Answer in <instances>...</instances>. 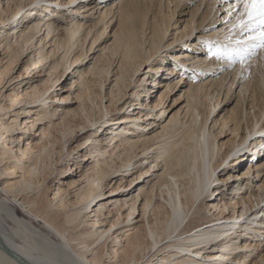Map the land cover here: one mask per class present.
I'll list each match as a JSON object with an SVG mask.
<instances>
[{"label": "bare ground", "instance_id": "1", "mask_svg": "<svg viewBox=\"0 0 264 264\" xmlns=\"http://www.w3.org/2000/svg\"><path fill=\"white\" fill-rule=\"evenodd\" d=\"M190 1L0 5V240L15 254L0 245V264H264V48L251 64L210 58L202 41L251 34L233 29L242 5L198 0L185 19ZM24 9L35 17L19 29ZM69 74L73 107L55 94ZM182 84L183 119L163 121ZM223 91L239 111L220 105Z\"/></svg>", "mask_w": 264, "mask_h": 264}, {"label": "rangeland", "instance_id": "2", "mask_svg": "<svg viewBox=\"0 0 264 264\" xmlns=\"http://www.w3.org/2000/svg\"><path fill=\"white\" fill-rule=\"evenodd\" d=\"M98 1V0H97ZM103 2H102V5L105 3V1H107V0H102ZM1 3H0V5L1 6H3L4 5V0H1L0 1ZM197 2H198V0L197 1H190L189 3H187L186 4V7H184L181 11H183V12H185V15H183V18H191V14H187L186 12H188V11H190L191 10V13L195 10V5L197 4ZM3 4V5H2ZM5 6V5H4ZM29 8V7H28ZM26 9H24V10H22V11H20L13 19H12V21H13V24L15 23V26H17V28H21L22 26H23V24H28L29 23V21L31 20V19H33L34 17H35V14H33V12H31L29 15H28V17H26V19L25 18H23L24 19V21H23V19H22V17H20V16H22L23 14H24V11H25ZM182 14V13H181ZM182 16V15H181ZM181 16L179 15V16H176L177 18H181ZM20 18V19H19ZM117 23H111L108 27H107V34H109V35H107L106 37H105V39H102V41H101V46H104V44L105 45H108L109 43H111V40L113 39L112 37V33H113V31L114 30H116L115 28H117ZM184 25V23H181V25L180 26H183ZM174 30H175V28L174 29H172L171 30V33L172 32H174ZM171 36H172V34L169 36V38H171ZM98 44V43H97ZM187 47L185 46L184 47V49H181V50H185ZM262 49H255V50H253L255 53L256 52H259V51H261ZM110 52V50H108V52H106V53H109ZM94 55H98V54H100V52L99 51H96V49H95V53H93ZM93 54H91V55H89V53H88V57L87 58H85L84 59V61L85 60H87L88 58H90L91 56H93ZM170 58V57H169ZM252 57H250V59H248L246 62H249L250 64H251V60L253 59H251ZM83 61V62H84ZM238 63V62H237ZM237 63H235L234 65H236ZM88 64H90V61L88 62V63H86L85 65H83V66H81V67H79V69H84ZM41 66L40 67H38V68H36V69H33L32 70V72L30 73V74H34L32 77V79L30 80L29 78H30V74L29 75H27V77H25L24 79H23V81L24 82H26L27 80L29 81L30 80V82H34V84H38V83H40V80H38V79H40V78H44V76L43 75H41V76H37V74L38 73H42V74H44V72H42L41 71ZM23 69H22V67H20L19 69H17V71H16V73L13 75V76H17L16 74H18V73H20L21 71H22ZM34 71V72H33ZM75 71V70H74ZM73 71V72H74ZM76 74V73H75ZM36 75V76H35ZM173 75V77H177V74L175 75V74H172ZM72 75L71 74H69L65 79L63 78V80H61V87H60V89H57V90H55V94H58L57 95V97H59V98H63V99H65V101H56L57 102V104L59 103V104H61V105H64V106H71V107H73V106H75V103H74V98H73V91H74V86H72L71 88H70V82L72 81V79H74V78H76V77H71ZM172 77V76H171ZM184 77V76H183ZM16 78V77H15ZM245 78V77H244ZM243 78V79H244ZM163 80H165V79H163ZM63 81V82H62ZM148 85V84H147ZM148 87V86H147ZM186 87H187V85L186 84H182V86L181 87H176V91L174 92V91H172L170 94H169V96H168V98L166 99V101H165V103H164V105H163V108L166 110L165 112V115H163V117L164 116H166L165 117V120H163V121H166L169 117H170V115H176L178 118H180V119H183V114H184V110L182 109V105H183V103H184V101H183V94H184V91H185V89H186ZM71 89V90H70ZM162 89H164L163 87H161V90ZM68 90H70V91H68ZM236 92L238 91V87L236 88V90H235ZM225 93V91H223V93H221V95H220V99H222V102H221V106H222V104H224V107H225V109L227 110V112L228 111H231V110H235V111H239L240 110V108L242 107V104L241 103H239L238 101H237V99H238V96L234 93V91H233V93H229L228 94V96H227V98L226 99H224V96H223V94ZM181 107V108H180ZM206 108V105H203L202 106V108L201 109H205ZM179 111V112H178ZM95 111L93 110V113H94ZM174 113V114H173ZM176 113V114H175ZM97 113H94V116L96 115ZM113 117H116V116H114L113 115ZM110 118V117H109ZM75 122H76V119H75ZM74 122V123H75ZM106 125V127H108V126H110V122H108L107 124H102V126L97 130V133L98 134H101V132H102V134H104V126ZM57 127H54V130L56 129ZM91 130H93V129H91ZM91 130H88V131H79V132H77V135L72 139V142L69 144V146H71V147H74L78 142H80L81 140H82V138L84 137V136H86ZM84 132V133H83ZM123 135V134H122ZM102 138H104V140L105 141H107L108 139H105L107 136H106V134H104V135H100ZM123 136H130L129 134L127 135L126 133L123 135ZM233 138L231 137V135L229 134H226V135H222V136H220L219 137V135H217V140H218V142L221 144H224V146H230V144H231V142L233 141L232 140ZM22 144V143H21ZM75 148V147H74ZM229 148V147H228ZM76 151H79V154H82L83 153V151H84V149H78V150H76ZM75 151V152H76ZM254 151H255V149H254ZM75 152L72 154V155H77V154H75ZM263 154H264V152H263ZM245 158V157H244ZM80 159V158H79ZM90 161V160H89ZM89 161H87V163L89 162ZM246 163H247V160H246V158H245V160L243 161V164L240 166V168H236L235 170V172H232V173H238V172H242V170L246 167ZM230 171H232V170H230ZM238 171V172H237ZM73 173H75V172H73ZM134 174H132V176H133ZM131 176V175H130ZM220 176H223V175H220ZM119 178L120 177H116V181H118L119 180ZM128 177H126V178H124V180L125 179H127ZM115 180V179H114ZM56 182V181H55ZM124 183H123V185H125V187H124V189H126L127 187H126V185H127V182H125V181H123ZM134 183H135V181L133 182V184H132V186L134 185ZM237 184V182H235V185ZM111 185L112 186H115L116 185V183L115 184H113V182L111 183ZM129 188H131V187H129ZM136 188V186L135 187H133L132 188V190H131V192L133 191V192H135V189ZM250 195V197L253 199V197L254 196H256L257 194H258V192H257V190L255 189V187H253V188H251L250 190H249V192H247V195ZM165 195V194H164ZM236 201H240V198H237L236 199ZM236 208V210L237 211H239L240 210V208H239V205L237 204V207H235ZM236 213H238V212H236ZM264 216V215H263ZM259 218L261 217L260 216V214H259V216H258ZM257 217V218H258ZM247 237H239L238 238V241L239 242H241V241H243L244 239H246ZM237 241V242H238ZM263 246H264V244H263ZM262 246V248L261 249H263V251L262 250H259V252L258 253H263L264 252V247Z\"/></svg>", "mask_w": 264, "mask_h": 264}, {"label": "snow or ice", "instance_id": "3", "mask_svg": "<svg viewBox=\"0 0 264 264\" xmlns=\"http://www.w3.org/2000/svg\"><path fill=\"white\" fill-rule=\"evenodd\" d=\"M241 5L243 11L233 29L251 33L246 40H237L234 47L202 41L210 58L227 59L230 67L237 62L243 65L254 54L253 50L264 48V0H237L236 6Z\"/></svg>", "mask_w": 264, "mask_h": 264}, {"label": "water", "instance_id": "4", "mask_svg": "<svg viewBox=\"0 0 264 264\" xmlns=\"http://www.w3.org/2000/svg\"><path fill=\"white\" fill-rule=\"evenodd\" d=\"M0 245H2V247H4L5 250H6L9 254L15 255L10 249H8V248L6 247V245H5L1 240H0Z\"/></svg>", "mask_w": 264, "mask_h": 264}]
</instances>
